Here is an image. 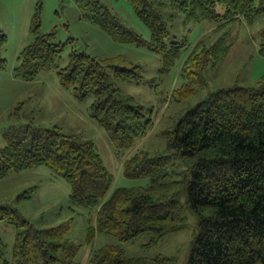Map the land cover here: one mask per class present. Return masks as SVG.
Here are the masks:
<instances>
[{
  "label": "trees",
  "instance_id": "1",
  "mask_svg": "<svg viewBox=\"0 0 264 264\" xmlns=\"http://www.w3.org/2000/svg\"><path fill=\"white\" fill-rule=\"evenodd\" d=\"M150 30L142 38L122 24L101 0H77L83 16L119 42L144 44L162 56L167 72L178 56L181 41L169 38L168 17L162 0H127ZM187 20L210 19L226 25L237 19L251 23L264 14V0H169ZM39 5L32 17L34 37L17 56L15 74L34 79L41 70L56 69L60 83L73 87L78 96H93L90 116L109 134L117 149L133 145L152 123L141 104L123 94L118 80L142 79L140 65L120 57L100 59L72 51L67 64L56 63L64 44L55 42V31L41 33ZM6 34L0 30V69ZM181 70L185 80L174 88L176 100L204 85L202 70L228 52L226 32L207 45L198 41ZM264 54V25L259 33ZM205 86V85H204ZM203 87V86H202ZM163 152L138 151L124 161L127 177L147 176L146 185L117 187L104 199L111 174L91 139L65 133L58 125L42 127L31 122L11 125L0 146V178L37 164L47 165L71 187L70 207L97 206L95 231L124 241L143 233L149 244L184 228L189 210L196 216L195 232L185 264H264V77L253 85L217 88L187 108L173 128L165 130ZM23 197L25 196L22 194ZM28 196V193L27 195ZM0 219L17 229L11 257L0 237V264H78L79 245L67 237L69 221L35 228L9 204L0 205ZM169 258L126 256L115 245L94 250L89 264H167Z\"/></svg>",
  "mask_w": 264,
  "mask_h": 264
},
{
  "label": "rangeland",
  "instance_id": "2",
  "mask_svg": "<svg viewBox=\"0 0 264 264\" xmlns=\"http://www.w3.org/2000/svg\"><path fill=\"white\" fill-rule=\"evenodd\" d=\"M117 19L142 38L148 39L150 30L137 16L127 0H101ZM168 17V41H181L178 56L167 72H162V56L144 44L119 42L97 24L83 16L77 0H0V30L7 36L4 56L7 64L0 69V146L5 144L4 131L11 125L31 122L50 127L58 125L65 133H77L91 139L102 163L111 174V182L104 196L107 199L117 187L146 185L147 176L127 177L124 161L138 151L150 155L163 152L166 147L165 130L174 127L184 111L208 97L217 88L253 85L264 77V54L259 52V33L264 25V14H258L251 23L237 19L226 25L210 19L187 20L185 14L174 8L169 0H162ZM39 7L41 33L55 31V42L64 48L57 58L58 67L67 64L72 51L85 52L100 59L122 58L140 65L142 79L118 80L120 91L141 104L152 123L147 131L137 137L133 145L117 149L108 132L90 116L92 95L78 96L73 87L63 86L56 69L41 70L34 79H23L15 74L17 56L34 37L31 32L32 17ZM226 32L230 48L217 63L202 70L204 85H194V93L176 100L174 88L185 80L181 77L183 65L193 51H198V41L207 45ZM70 183L37 164L18 171H9L0 178V205L9 204L30 220L35 228H47L69 221L67 237L79 249L75 255L78 264H89L94 250L103 245L118 246L126 256L169 258L167 264H185L190 243L195 232L196 216L185 210L184 228L164 235L154 244L143 233L120 241L111 235L95 231L87 240L88 227L96 226L97 206L70 207ZM28 193V196H26ZM24 194L25 196L23 197ZM16 227L0 219V237L6 244V256L11 257Z\"/></svg>",
  "mask_w": 264,
  "mask_h": 264
}]
</instances>
